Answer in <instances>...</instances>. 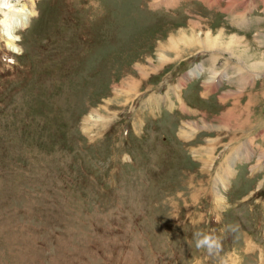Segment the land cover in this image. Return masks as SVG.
Returning a JSON list of instances; mask_svg holds the SVG:
<instances>
[{"label": "rangeland", "instance_id": "obj_1", "mask_svg": "<svg viewBox=\"0 0 264 264\" xmlns=\"http://www.w3.org/2000/svg\"><path fill=\"white\" fill-rule=\"evenodd\" d=\"M260 1H0V264H264Z\"/></svg>", "mask_w": 264, "mask_h": 264}, {"label": "crops", "instance_id": "obj_2", "mask_svg": "<svg viewBox=\"0 0 264 264\" xmlns=\"http://www.w3.org/2000/svg\"><path fill=\"white\" fill-rule=\"evenodd\" d=\"M243 2H246V0H243ZM259 3L260 5H264V0H261ZM236 7H239V8H236ZM251 9H252V6L247 7V5L242 4L241 1L235 3V18H237V20L235 21V32L247 36L245 40H248V42H250L252 45H255L256 43L255 41H257V39H254L253 37L251 38V36L255 34L256 32L255 28L259 26V24L256 25V18L261 19L262 18L261 14L263 13L259 11V14L258 12L256 14V12L251 11ZM243 18H247L248 20L244 19L243 22H241L240 19H243ZM263 25H264V21H263ZM250 38L252 39V41ZM235 43H236V40H235ZM214 54L219 55L220 56L219 58H224L225 60H230V59L233 60L235 58L227 53L211 50V55L214 56ZM224 54L226 55L225 57L223 56ZM249 65H255V64L252 63Z\"/></svg>", "mask_w": 264, "mask_h": 264}, {"label": "clouds", "instance_id": "obj_3", "mask_svg": "<svg viewBox=\"0 0 264 264\" xmlns=\"http://www.w3.org/2000/svg\"><path fill=\"white\" fill-rule=\"evenodd\" d=\"M20 54H22V50ZM196 235L199 237L196 240V248L205 250L209 256L214 255L221 249V241L216 236L207 233H197Z\"/></svg>", "mask_w": 264, "mask_h": 264}, {"label": "bare ground", "instance_id": "obj_4", "mask_svg": "<svg viewBox=\"0 0 264 264\" xmlns=\"http://www.w3.org/2000/svg\"><path fill=\"white\" fill-rule=\"evenodd\" d=\"M0 1H2V2H5L6 0H0ZM3 4V3H2ZM2 4H0V5H2ZM4 5V7H6L7 8V11H6V13L7 12H9L10 13V15H13V12H14V10L15 9H13L12 8V6H10V5H8V3L6 2V3H4L3 4ZM6 5V6H5ZM5 10V9H4ZM24 11V10H23ZM23 11H17V14H20V13H23ZM25 13V12H24ZM16 14V13H15ZM22 15V14H21ZM3 17H4V20L1 22L3 25H5V27H7V26H9V28H10V30H7V32L8 31H10V32H12L13 31V28H14V23H16V22H12L11 21V23H9V22H7L8 20H7V18H10L9 17V15H8V13L5 15V12H4V14H3ZM18 21V20H17ZM9 33V32H8ZM13 33V32H12ZM7 39H8V41L11 43V42H13V39H14V37L11 35H7ZM9 44V43H8ZM9 45H11V44H9Z\"/></svg>", "mask_w": 264, "mask_h": 264}]
</instances>
